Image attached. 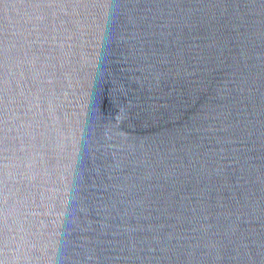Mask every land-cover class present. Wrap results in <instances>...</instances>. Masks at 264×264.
<instances>
[{
    "label": "water",
    "instance_id": "1",
    "mask_svg": "<svg viewBox=\"0 0 264 264\" xmlns=\"http://www.w3.org/2000/svg\"><path fill=\"white\" fill-rule=\"evenodd\" d=\"M0 264H264V0H0Z\"/></svg>",
    "mask_w": 264,
    "mask_h": 264
}]
</instances>
